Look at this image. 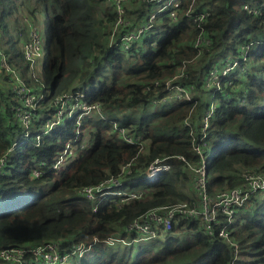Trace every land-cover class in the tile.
I'll return each instance as SVG.
<instances>
[{"label": "trees", "instance_id": "16d2710c", "mask_svg": "<svg viewBox=\"0 0 264 264\" xmlns=\"http://www.w3.org/2000/svg\"><path fill=\"white\" fill-rule=\"evenodd\" d=\"M164 1L133 0L126 12L142 19ZM178 1L175 20L168 15L171 7L157 12L151 28L125 51L117 38L113 43L106 40L117 13L103 11L101 0H0L3 54L25 85L44 93L42 107L62 94L80 91L98 103L101 112L96 118L84 115L79 126L67 120L48 133L39 130L42 119L34 121L24 137L13 116L11 73H0V156L15 144L0 173V249L56 240L61 252H69L76 242L91 243V249L99 245V264H264V198L258 193H251L238 208L231 227L237 253L217 235L206 234L197 218H176L169 230L160 228L146 240L126 231L146 210L196 199L187 162L198 161L191 142L202 133L210 102L204 151L208 193L236 187L246 170L264 172V0ZM202 10L209 15L197 25L192 15ZM39 16L48 21L42 60L37 75L26 74L19 62L24 60L22 49L15 44L28 40L27 28L39 23ZM201 28L211 38L203 49L192 45ZM244 44L249 47L242 58L239 48ZM228 55L237 57L236 65L221 77L220 90H207L208 70ZM181 70L185 74L176 82L197 93L190 99L161 101L168 93L162 81ZM155 80L161 85L154 87ZM105 116L110 119L102 121ZM77 130L79 142L87 130L85 148L65 167L50 169ZM163 157H168L169 169L149 182L146 167ZM128 161L133 170L123 177V187L142 189L143 196L121 201L110 195L93 210L96 201L81 195V187L117 176ZM35 164L41 165L39 176L32 175ZM113 236L138 243L135 248L111 249L115 243L106 241ZM83 256L72 257L80 259L73 264H89ZM27 259V264H41Z\"/></svg>", "mask_w": 264, "mask_h": 264}, {"label": "built area", "instance_id": "2783aa9c", "mask_svg": "<svg viewBox=\"0 0 264 264\" xmlns=\"http://www.w3.org/2000/svg\"><path fill=\"white\" fill-rule=\"evenodd\" d=\"M110 3L113 10L117 13L116 20L112 23L109 32V43H113L117 38L118 46L128 51L134 43H137L145 33L151 28L154 16L157 12L170 8L168 13L172 20L176 19L179 9L178 0H165L163 4L156 10H150L146 17L136 19L133 16L126 15V6L128 0H105ZM159 1V0H151ZM188 10L186 15H190ZM209 12L202 10L192 15L193 22L201 25ZM211 43L210 36L201 28L192 40V45L196 48H207ZM249 44L241 45L239 53L244 58L247 53ZM41 54V37L37 28L33 25L29 26L28 40L22 47V56L24 60L32 63L37 56ZM220 65H213L204 78V87L208 90L213 87V91L220 90L221 77L226 75L237 63L226 67V59ZM0 68L6 73H11L10 85L16 104L13 105L14 119L24 129V137L29 134V129L34 121H40L39 130L48 133L55 127L61 126L67 120H75L77 126L84 115L93 112H99V104L89 102L83 92L65 93L56 97L47 107H42L44 93L40 90H34L24 84L20 75L10 66L6 56L3 54L0 46ZM227 71V72H226ZM183 70L173 73L170 77L162 82L168 89V93L160 100H184L190 99L191 93L188 89L179 85L176 81L183 76ZM160 80H155L154 87L161 85ZM192 88V86H190ZM148 89V86H146ZM155 103V101H154ZM53 107V108H52ZM52 109V110H51ZM213 103L210 102L202 117V133L196 139H192L191 149L197 155L198 161L196 165L187 162L192 173L193 188L195 190L196 199L185 201L171 205H161L153 207L140 215L134 217L126 226L128 233H135L137 239L146 240L157 235L160 228L169 230L176 218L200 219L204 228V232L208 235H217L226 243L235 247L237 253V245L234 243L231 234V227L234 223L237 210L249 198L251 193H258L264 198V172L257 170H246L240 174V183L236 187L223 189L210 195L207 191V159L204 151L207 146L205 141V130L208 126V120L212 115ZM184 125H189L188 120L184 121ZM79 131L77 130L74 137L70 139L59 152L54 162L49 166L50 169H61L72 160L79 151L84 147L79 142ZM128 142H137L131 136L123 135ZM23 140H20L22 143ZM8 149L6 153L0 156V173L3 172L9 154L13 152ZM172 158L184 160L181 155H174ZM168 157L154 159L145 169V177L149 182L157 180L158 173L169 169ZM42 164V163H40ZM41 165L35 164L32 168V175L39 176L41 173ZM133 170L132 161H128L121 166L120 173L117 176H109L98 184H91L81 187L80 194L90 201H96L92 209L96 210L97 202L105 199L107 196H118L121 201L129 198L140 199L144 191L142 189L129 190L123 187V177L130 174ZM133 239H121L120 237H111L107 239V243L116 242L130 243ZM91 243L76 242L72 244L69 252H61L59 241H48L36 246H15L0 249V264H27L28 259L40 262L41 264H63L68 262L72 257H81L85 251L89 250ZM73 259V258H72Z\"/></svg>", "mask_w": 264, "mask_h": 264}, {"label": "rangeland", "instance_id": "374dc122", "mask_svg": "<svg viewBox=\"0 0 264 264\" xmlns=\"http://www.w3.org/2000/svg\"><path fill=\"white\" fill-rule=\"evenodd\" d=\"M132 1L133 0H128V5H130L131 3H132ZM139 1H141V0H139ZM139 1H137V0H135V2L136 3H138ZM142 1H145V2H147V3H151V2H153V1H151V0H142ZM101 7H102V10L104 11H111V10H113V8H112V6L110 5V3L109 2H107V1H105V0H101ZM155 9V8H154ZM126 15H127V12H126ZM39 23H37L36 25H35V27L37 28V30L39 31V33H40V37H41V42H42V45H43V43H44V41L46 40V36H47V26H48V21H47V19L46 18H44L43 16L41 17V20H40V16H39ZM27 30H29V27L27 28ZM23 38H25V36L23 37ZM25 40H26V38L22 41V43L20 42V43H16L15 44V47L16 48H18V50L19 51H21V49H22V47H23V45H24V42H25ZM49 43H50V40H48L47 41V44L45 45V51H48V48H49ZM1 46V45H0ZM2 48V47H1ZM3 48H5V45L3 46ZM44 54V52H42V55ZM242 54V52L241 53H239V56ZM228 58L226 59V67H231V66H233L235 63H236V61L234 60L235 58H237V57H234V56H232V55H228L227 56ZM41 60H42V57H41V55L38 57V58H36L35 60H33L32 61V63H30V65H29V67H26L25 66V64H26V61H24V60H22L21 58H20V60H19V62H20V65H21V68H24V69H26V74H28V73H30V72H33V74L34 75H37V73H38V70H39V66H40V63H41ZM192 63H194V61L192 62ZM0 73L1 74H3L4 75V77H5V71L3 70V69H0ZM177 72V71H176ZM175 72V73H176ZM227 72V71H226ZM8 79V78H7ZM3 80V79H2ZM9 81H10V79H8ZM192 91V90H191ZM207 93H204V95H206ZM203 95V96H204ZM171 100H173V99H171ZM91 115H93V118H96V117H98L97 116V113H92ZM87 118L89 117V116H86ZM86 118V119H87ZM103 118V117H102ZM110 118L109 117H104L103 119H102V121H107V120H109ZM86 136H87V130H85L84 131V135L82 136V141H83V143L84 144H86L85 142H86ZM193 197H194V193H193ZM132 242V241H131ZM137 243H138V241L137 240H135V241H133L131 244H124V243H122V242H116L114 245H111V249L113 248H118V249H120V250H125L126 249V247H132V248H135L136 247V245H137ZM105 245H107V244H105ZM91 249V248H90ZM87 250V251H85V253H84V258L86 259V261L89 263V264H99L101 261H102V254H101V247L99 246V245H96L95 247H93L91 250ZM80 261V259H70L69 261H68V263H71V264H73V263H75V262H79ZM68 263H66V264H68Z\"/></svg>", "mask_w": 264, "mask_h": 264}, {"label": "crops", "instance_id": "0c3cea01", "mask_svg": "<svg viewBox=\"0 0 264 264\" xmlns=\"http://www.w3.org/2000/svg\"><path fill=\"white\" fill-rule=\"evenodd\" d=\"M106 40L109 42V34H108V36L106 37ZM40 56V55H39ZM39 56H37L36 58H38ZM191 93H192V95L193 94H195V93H197L196 91H194V90H192L191 91ZM86 143V142H85ZM85 145V144H84Z\"/></svg>", "mask_w": 264, "mask_h": 264}, {"label": "clouds", "instance_id": "9594fccd", "mask_svg": "<svg viewBox=\"0 0 264 264\" xmlns=\"http://www.w3.org/2000/svg\"><path fill=\"white\" fill-rule=\"evenodd\" d=\"M28 32H29V30H28ZM40 55H41V54H40ZM28 87H29V86H28ZM93 113H99V114H100L101 112L99 111V112H93ZM91 114H92V113H91ZM79 143H81V144L84 145V143H83L82 140H81V142H79ZM85 146H86V144L84 145L83 149L85 148ZM79 152H80V151H79ZM79 152H78V153H79ZM78 153H77V154H78ZM75 157H76V156H75ZM83 255H84V254H83ZM83 255H82V256H83Z\"/></svg>", "mask_w": 264, "mask_h": 264}]
</instances>
